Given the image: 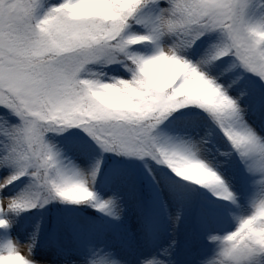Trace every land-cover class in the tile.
<instances>
[{
    "label": "snow or ice",
    "instance_id": "obj_1",
    "mask_svg": "<svg viewBox=\"0 0 264 264\" xmlns=\"http://www.w3.org/2000/svg\"><path fill=\"white\" fill-rule=\"evenodd\" d=\"M251 7L253 0H0V168L10 170L0 178V229L12 227L10 213L53 200L120 218V197L93 190L104 160L81 170L50 139L80 128L102 154L150 157L224 207L240 206L223 171L237 161L256 178L251 212L234 230L208 236L218 250L205 264H264V128L246 118L249 93L230 92L247 80L262 94L264 118V20L253 21ZM182 120L192 135L174 127ZM201 122L217 130L224 151L199 136ZM92 147L84 141L82 154ZM23 177L26 190L7 195ZM175 244L137 264H172ZM35 246V237L8 240L0 264H38ZM86 264L123 262L98 248Z\"/></svg>",
    "mask_w": 264,
    "mask_h": 264
},
{
    "label": "rangeland",
    "instance_id": "obj_2",
    "mask_svg": "<svg viewBox=\"0 0 264 264\" xmlns=\"http://www.w3.org/2000/svg\"><path fill=\"white\" fill-rule=\"evenodd\" d=\"M245 91L243 86L233 85L230 89V92L235 95ZM245 97H243L244 101ZM241 106L244 105L241 103ZM252 112H248L246 118H250V122H254L256 126L264 128V118L260 117L259 111L253 110ZM181 131H187L189 135L193 134L191 129ZM83 134L87 136V133ZM199 136L209 137L214 143L215 149L225 150V145L219 140L218 134L212 135L199 131ZM207 147L212 148L213 144L210 143ZM216 157L218 161L225 159L219 156L218 152H216ZM72 162L81 170L86 171L90 168L83 158H75ZM9 171L7 168H0V178L7 175ZM223 171L231 180L233 191L238 197L239 207L236 205L224 207L214 203L216 197L207 189L199 186L183 187L189 182H177L176 185H172L174 187L171 190L167 188L168 185L164 186L159 180L160 177L157 176L153 177L157 189L150 190V198L153 199H148L146 205L141 204V197L135 190L137 185L135 188V184L128 174H119L113 179V188L108 189L102 195V199H106L114 193L120 197L119 203L123 209L120 218L114 219L106 215L110 227H117L116 229L105 228L96 233L91 231L90 239L96 245L91 243L90 247L87 246V252L81 254L69 252L65 257L59 256L53 261H37L33 255L32 258L38 264H86L92 250L104 248L111 250L123 264H137L138 257L155 252L174 239L176 244L170 257L172 264H205L215 258L218 250V242L210 241L208 236H222L234 230L238 218L251 212V199L256 191L254 185L256 178L247 175L237 161H229ZM6 194L13 195L9 192ZM0 195L5 194L0 192ZM134 202L139 203V207L135 208L133 204L129 205ZM177 212H179L180 218L173 224L172 218L176 216ZM10 240L17 242L13 238ZM17 243L25 245L28 242Z\"/></svg>",
    "mask_w": 264,
    "mask_h": 264
},
{
    "label": "trees",
    "instance_id": "obj_3",
    "mask_svg": "<svg viewBox=\"0 0 264 264\" xmlns=\"http://www.w3.org/2000/svg\"><path fill=\"white\" fill-rule=\"evenodd\" d=\"M54 2L58 3L59 0H54ZM249 16L253 21L264 20V0H253V7L249 10ZM145 51L150 53L151 48ZM112 67L115 66L113 65ZM94 70L99 71V66ZM120 71L123 72L124 69L120 68ZM116 74V72L107 73L108 76ZM234 86H243L246 89L249 95L245 97V101L242 98L241 103L249 105L250 113H253V110L257 112L262 97L261 92L258 89H253L247 80H243ZM174 127L178 130H192L191 123L183 120L177 122ZM199 131L212 135L218 134L217 130L207 129L202 122ZM83 133L84 131L80 128H72L63 133H52L50 134V139L56 144L63 157L68 160L73 161L75 158H83L90 167L96 159L102 158L104 160L105 171L97 177L93 185V189L98 195H102L108 189H112L114 185L113 179L119 174H128L133 184H135V188L137 185L135 190L138 193L137 195L141 197V204L146 203L150 198L151 187H149V184L152 185L154 176L160 177L159 180L163 185H168L167 188L171 190L174 187L172 185H176L177 182L186 183V181L171 173V170L166 166L157 164L150 157L141 159L136 157H116L109 153L102 154L95 147L94 141H91V138ZM84 141H88L93 145L86 156L82 154ZM29 184V178L23 177L21 180L16 181L14 185H9L8 192L17 195L21 191L26 190ZM132 204L135 208L139 207V203L134 202L129 205L132 206ZM9 219L13 220L14 223L7 230L0 229V245L7 242L10 238L23 243L29 242L31 238L35 237L36 246L32 255L37 261L51 260L59 254L65 255L77 248L82 240H75L77 234L80 238H84L91 231L96 233L108 227V222L104 223L97 216L96 210L88 204L75 205L59 200H53L42 208L37 207L27 212L10 213Z\"/></svg>",
    "mask_w": 264,
    "mask_h": 264
}]
</instances>
